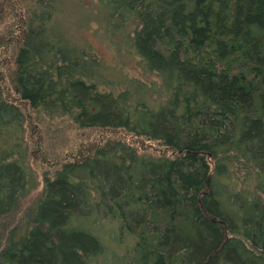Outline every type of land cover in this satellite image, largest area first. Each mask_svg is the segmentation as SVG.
I'll return each instance as SVG.
<instances>
[{"label": "trees", "instance_id": "obj_1", "mask_svg": "<svg viewBox=\"0 0 264 264\" xmlns=\"http://www.w3.org/2000/svg\"><path fill=\"white\" fill-rule=\"evenodd\" d=\"M15 1L0 264H264V0ZM67 12L108 57L69 35ZM34 115L108 137L23 204Z\"/></svg>", "mask_w": 264, "mask_h": 264}, {"label": "rangeland", "instance_id": "obj_2", "mask_svg": "<svg viewBox=\"0 0 264 264\" xmlns=\"http://www.w3.org/2000/svg\"><path fill=\"white\" fill-rule=\"evenodd\" d=\"M62 1L63 2L61 4V9L69 11L72 9L77 10V8H79L78 6H80L81 4L89 7L95 0ZM3 2H5V0H3ZM17 4L18 3L15 0H8L7 2H5L4 15L0 19V36L5 37L6 35L15 33L14 29L17 17L15 11L16 8L18 9L19 7V5ZM61 24L63 28H69V35L72 34L73 36H75L74 38L77 39V42L90 43L104 57H108V55L110 54V51L104 50L101 46H99L97 39L93 37V30L95 29L94 24L90 25V29L88 31L84 29L79 30L77 28V24L69 15V12L62 16ZM6 48V51L1 50L4 52L3 55L0 52V70H3V68L5 69L7 64L10 63L9 60H11L14 56V46L10 44V47L7 46ZM31 119L33 120V122L30 127H27L25 137L26 140H28V147L29 151L31 152L30 164L36 174L38 186L35 191L29 194L23 204H27L39 195L41 191V177L43 176V172L49 170L52 171V166H58L60 162L70 160L74 157V155L76 157L87 153L88 149L92 148L96 143H98V141V144H100L103 141L107 140L108 137L105 135V133L100 132L90 131L82 133L79 131H75L71 124L68 122L53 123L50 127L49 125H42L40 120L37 121L38 119L35 115ZM107 247L109 251L111 250L112 252H114L113 248L110 245H107Z\"/></svg>", "mask_w": 264, "mask_h": 264}]
</instances>
